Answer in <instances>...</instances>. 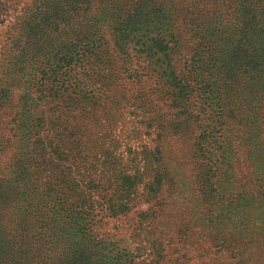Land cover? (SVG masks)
Returning a JSON list of instances; mask_svg holds the SVG:
<instances>
[{
	"label": "rangeland",
	"instance_id": "1",
	"mask_svg": "<svg viewBox=\"0 0 264 264\" xmlns=\"http://www.w3.org/2000/svg\"><path fill=\"white\" fill-rule=\"evenodd\" d=\"M94 1L89 11H73L75 0H0V91L8 90L0 116L31 127L22 133L30 137L25 154L31 160L32 153L50 151L52 138L66 154L52 161L55 155L46 153L41 166L32 160L25 169L15 162L12 174L0 165V264H26L31 251L38 255V249L14 251L4 241L16 218L43 234L37 201L41 186L59 175L56 164L71 170V178H58L86 189L90 200L98 198L88 186L105 190L100 203L120 186L139 191L125 215L105 208L90 215L91 226L51 229L38 240L49 259L68 258L58 252L73 243L84 254L95 248L82 239L85 233L111 243L94 264H264V6L235 12L231 0H217L189 21L186 11L163 18L161 6L142 11L139 4L120 32L128 35L124 54L110 31L122 0ZM91 28L108 45L98 64L110 84L93 86L92 102L72 104L69 97L76 101V93L91 88L84 77L81 89L57 99L50 88L59 72L86 73L63 56ZM158 36L174 48L139 51ZM169 69L181 83L174 100L166 92ZM208 156L217 158L218 174L214 186L202 187Z\"/></svg>",
	"mask_w": 264,
	"mask_h": 264
},
{
	"label": "trees",
	"instance_id": "2",
	"mask_svg": "<svg viewBox=\"0 0 264 264\" xmlns=\"http://www.w3.org/2000/svg\"><path fill=\"white\" fill-rule=\"evenodd\" d=\"M233 3L232 9L235 12H239L238 9H246L250 10L252 8L253 4H262L264 6V0H231ZM217 2V0H135L134 8L131 9L134 2L132 0H122L119 3V6L117 10L115 11V24H113L110 28V31L112 33L113 38L115 39V44L122 53L126 54V34L120 35V32L124 30L125 26H123V23H127L132 17H134L136 14L134 13L135 10L139 7L140 4V10L143 7L144 8L148 5H156L161 6L163 11L161 15L163 18H167L169 13L172 15H177L180 11H186L188 12L189 21H192V19H199V16L201 15V11L206 10H212L214 7V4ZM95 3L94 0H75L74 4H77L75 6H72L73 11L74 10H83V11H89L92 9L93 4ZM227 2L228 6L232 5ZM220 6V5H219ZM239 7V8H238ZM222 8V6H220ZM140 10L138 11L140 13ZM200 11V12H199ZM139 13L137 15V18L139 17ZM91 19V18H90ZM134 23V22H133ZM126 35V36H125ZM78 40H73L71 43L74 44L73 49L71 50V53L68 56H63L65 61L68 62L69 60L71 63H73L74 67L79 65V68L82 71H86L85 74H82L80 72V76H77L75 73V76H67L64 74V72H59L58 77L56 76L54 78L53 86L51 89L50 95L54 96L55 98L59 99L61 97L62 99L65 97L66 93L73 92V87H79L81 86L82 80L86 79V86L91 87L89 90L85 92H78L76 94H79L78 100L75 101L76 97H69L72 104H78V101H86V102H92L93 101V94L92 90L93 86H99L102 89L106 90V87L109 86L111 81V78L109 75H104L101 71L100 64H98L99 61V54L104 51L108 45L102 39V37L95 32L94 29H89L86 32H83L78 38ZM85 39L86 42L84 43L83 40ZM152 44L150 46H146V44L139 50L140 52H151V54L158 53H167V50L169 48H174V45L170 46L168 42L164 41L161 36L155 37L151 39ZM71 44V45H72ZM11 50L14 52V41L10 44ZM70 65V63H68ZM97 69V73H95ZM174 71H171L169 69V75L171 76V79L169 80L167 78L168 86L166 87V92L168 97H172V100H174L177 97V91L179 86L181 85L180 80L176 78L175 75H173ZM49 77V76H48ZM133 81H139L135 78V76L131 75ZM140 77V76H139ZM83 78V79H82ZM10 82V78H9ZM65 85H68L67 88H65ZM81 89V88H80ZM81 91V90H79ZM187 90H183L182 93L185 94ZM8 90L1 89L0 93H2V101L8 100L7 96ZM5 95L3 96V94ZM164 94V93H163ZM85 99V100H84ZM81 102V103H82ZM80 104V103H79ZM2 104L0 105V108H2ZM3 117L0 116V165L1 167H6L9 171V173H13L15 169V162H19L20 166H23V169L27 167V163L29 165V162L32 160L35 162L38 161L36 165H40V163L44 159V155L47 153V157L50 158L52 153L55 155L53 157L52 155V161H57L64 159V156H66L65 151L61 152L59 147L56 143V140L52 138V141L50 142V146L48 147L50 151L47 150L44 154H34V157L32 160L26 156L27 151L29 149L30 144V137H26L25 139H22L23 131H25V135L30 134L32 132L31 127L21 126L18 123V118H14V121L11 119V121H5L3 122ZM40 125L41 121H40ZM32 126V124H31ZM34 132L39 131L40 128H37ZM60 135V134H59ZM35 145V140H33L32 145ZM37 151V147H33L31 151ZM44 150V149H40ZM26 152V154H25ZM24 153V154H21ZM63 153V154H61ZM62 155V156H61ZM42 157L41 159L39 157ZM61 156V158H60ZM38 159V160H37ZM207 161L209 162V168L207 169V172H205L204 177L202 179L201 184L205 186H214L216 182L217 174L215 172L216 169V163H218L217 158H214L213 156H208ZM55 173H59V175H54V180L44 183L41 187L42 190L40 191V195L38 196L39 199L37 201V209L38 211L44 216L45 219H42V226H41V232L39 234L34 235L33 230L36 229L34 226V223H27L24 224L19 219L16 218L13 220L15 226L12 232H9L6 236V240L4 241V244L11 248L14 251H18L19 248H26L27 252L31 249L33 251H37L38 249V255L37 252L34 254L31 251V254L29 256V259H27L26 264H38L39 261L44 264H80L83 261L88 262V264H94L95 261H100L99 258H97V253L100 249H110V242L105 243L101 238H90V234L85 233L83 234L82 239H87L89 242L93 244L95 248L90 247L85 254L82 251H76L81 250L80 246L74 249V245H78L79 243H73L69 244L67 246V252H58L62 255H66L68 258L60 259L62 256H57L56 258H50L49 255L44 256L48 253H43L40 250V241L41 237H45L50 234L51 229L54 227L58 229V231L62 229H69L72 228L75 229L74 226H91L92 220L90 219V215L93 212H104L103 210L108 209V212L112 216H122L125 215L127 211H129V207L132 205L133 201H135V194L138 193L139 189L135 187V185H127V186H120L118 189H113L112 194L105 202L100 203V199L98 195H101V198H103L107 193L104 189H101L99 186H88V191L96 195L98 199L96 200H90L86 195L83 194L82 191H77L78 189L75 187L70 186L69 179L65 181H61L60 173H64V175L68 176V178H71L70 176V168L67 170H61L58 169L59 165H54ZM17 177V176H16ZM14 178V181H17L18 178ZM39 175L37 174V178ZM161 180V177H159ZM27 181V180H26ZM37 181V180H36ZM92 187H96L93 189ZM27 191V188H25ZM153 192V194L150 196L151 198L156 195V190L154 188H151L150 192ZM21 192V190H20ZM25 192V191H23ZM117 196H124V198H119L118 201H114L115 203L107 202L111 199L114 195ZM16 203V202H15ZM88 204V206H86ZM70 211V212H69ZM54 214V215H52ZM51 216L49 219L46 218L47 216ZM32 221H36L35 218L31 219ZM56 225L59 227L57 228ZM24 227V228H23ZM96 237V236H95ZM93 239V241H92ZM94 249V250H93ZM93 250V251H92ZM20 252V251H19ZM44 256V257H43ZM49 259V260H48ZM111 260L115 261L118 260L115 256L111 257ZM16 264V262H13V264Z\"/></svg>",
	"mask_w": 264,
	"mask_h": 264
}]
</instances>
